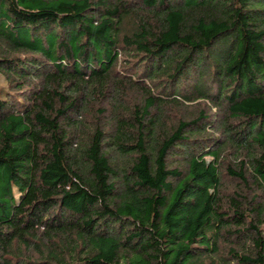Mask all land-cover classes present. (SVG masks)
I'll return each instance as SVG.
<instances>
[{"label": "trees", "instance_id": "1", "mask_svg": "<svg viewBox=\"0 0 264 264\" xmlns=\"http://www.w3.org/2000/svg\"><path fill=\"white\" fill-rule=\"evenodd\" d=\"M0 264H264V0H0Z\"/></svg>", "mask_w": 264, "mask_h": 264}, {"label": "rangeland", "instance_id": "2", "mask_svg": "<svg viewBox=\"0 0 264 264\" xmlns=\"http://www.w3.org/2000/svg\"><path fill=\"white\" fill-rule=\"evenodd\" d=\"M2 85H5V79H4V77L0 74V87H2ZM0 94H1V90H0Z\"/></svg>", "mask_w": 264, "mask_h": 264}]
</instances>
